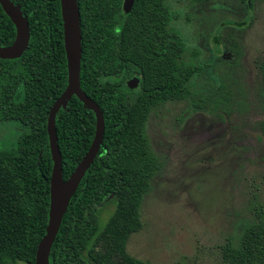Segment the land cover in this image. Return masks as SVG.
<instances>
[{
    "label": "trees",
    "instance_id": "obj_1",
    "mask_svg": "<svg viewBox=\"0 0 264 264\" xmlns=\"http://www.w3.org/2000/svg\"><path fill=\"white\" fill-rule=\"evenodd\" d=\"M26 16L23 54L0 58V123L16 121V142L0 149V264H34L46 232L52 157L47 117L67 85L60 0H12ZM203 2L207 0H195ZM82 35L80 86L101 108L104 135L97 155L70 199L49 264H152L130 256L126 244L142 227L141 203L160 169L146 133L151 111L189 94L201 66L184 60L185 44L171 27L164 0H77ZM16 28L0 5V45ZM236 55L241 52L236 41ZM137 75L136 88L127 80ZM264 101V93H263ZM264 109V103H263ZM94 112L75 95L56 113L66 180L95 133ZM113 202L104 224L100 207ZM225 264H264V215L240 226L223 247Z\"/></svg>",
    "mask_w": 264,
    "mask_h": 264
},
{
    "label": "rangeland",
    "instance_id": "obj_2",
    "mask_svg": "<svg viewBox=\"0 0 264 264\" xmlns=\"http://www.w3.org/2000/svg\"><path fill=\"white\" fill-rule=\"evenodd\" d=\"M164 3L185 44L184 60L203 68L184 99L148 116L160 169L126 252L152 264H225V244L264 215V0ZM19 133L16 121L1 122L0 149ZM113 209V202L101 205L102 224Z\"/></svg>",
    "mask_w": 264,
    "mask_h": 264
},
{
    "label": "water",
    "instance_id": "obj_3",
    "mask_svg": "<svg viewBox=\"0 0 264 264\" xmlns=\"http://www.w3.org/2000/svg\"><path fill=\"white\" fill-rule=\"evenodd\" d=\"M132 3L133 0H123V9L129 11L132 7ZM0 5L16 28V37L13 43L8 47H2L0 45V58H18L23 54L29 43L30 27L28 20L26 16L23 15L20 7L12 0H0ZM60 10L68 77L65 89L53 102L47 117V133L53 161L49 181L50 203L46 232L38 243L34 264H49L50 249L59 230L63 216L66 213L71 197L99 151L105 128L104 115L100 106L89 97L80 86L82 35L77 0H60ZM139 81L140 78L135 75L127 80V86L130 89H134L138 86ZM73 95L94 112L96 126L94 137L87 152L80 159L69 177L63 180L62 156L58 145L55 118L59 108H64ZM57 181L68 186L64 196L59 199L55 198V185Z\"/></svg>",
    "mask_w": 264,
    "mask_h": 264
},
{
    "label": "bare ground",
    "instance_id": "obj_4",
    "mask_svg": "<svg viewBox=\"0 0 264 264\" xmlns=\"http://www.w3.org/2000/svg\"><path fill=\"white\" fill-rule=\"evenodd\" d=\"M67 189V185L62 184L60 181H57L55 185V198L59 199L63 197Z\"/></svg>",
    "mask_w": 264,
    "mask_h": 264
},
{
    "label": "flooded vegetation",
    "instance_id": "obj_5",
    "mask_svg": "<svg viewBox=\"0 0 264 264\" xmlns=\"http://www.w3.org/2000/svg\"><path fill=\"white\" fill-rule=\"evenodd\" d=\"M234 41H236V43H237V47L239 48V43H238V40L236 39V38H233L232 39V41H231V46L233 47V43H234ZM240 49V48H239ZM233 50H234V52H235V49H234V47H233ZM241 52V51H240ZM235 55H236V53H235ZM236 57H238L237 55H236ZM130 79V78H129Z\"/></svg>",
    "mask_w": 264,
    "mask_h": 264
}]
</instances>
